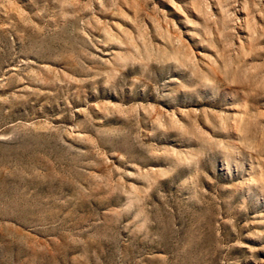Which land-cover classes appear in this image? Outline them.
Returning <instances> with one entry per match:
<instances>
[{
  "label": "rangeland",
  "instance_id": "374dc122",
  "mask_svg": "<svg viewBox=\"0 0 264 264\" xmlns=\"http://www.w3.org/2000/svg\"><path fill=\"white\" fill-rule=\"evenodd\" d=\"M0 264H264V0H0Z\"/></svg>",
  "mask_w": 264,
  "mask_h": 264
}]
</instances>
